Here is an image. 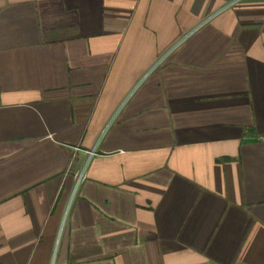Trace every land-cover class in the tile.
Here are the masks:
<instances>
[{
  "label": "crops",
  "instance_id": "obj_1",
  "mask_svg": "<svg viewBox=\"0 0 264 264\" xmlns=\"http://www.w3.org/2000/svg\"><path fill=\"white\" fill-rule=\"evenodd\" d=\"M0 264H264V0H0Z\"/></svg>",
  "mask_w": 264,
  "mask_h": 264
}]
</instances>
